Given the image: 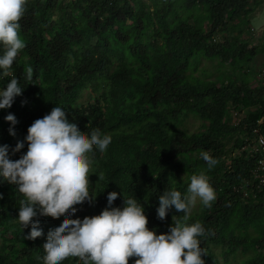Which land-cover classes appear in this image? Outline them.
<instances>
[{"label": "trees", "instance_id": "1", "mask_svg": "<svg viewBox=\"0 0 264 264\" xmlns=\"http://www.w3.org/2000/svg\"><path fill=\"white\" fill-rule=\"evenodd\" d=\"M262 1L26 0L18 29L25 47L10 69L23 88L0 109V144L9 146V159L19 158L26 143L11 149L31 122L62 106L86 134L111 136L104 152L89 153L95 198L76 205L73 218L98 214L115 190L112 206H122L120 192L134 196L146 227L167 232L183 213L173 208L160 220L157 197L173 188L183 196L188 177L204 172L215 199L186 221L205 228L198 238L204 264H264V170H256L263 153L254 148V138H264V71L254 70L264 43L247 36ZM8 113L17 121L14 135ZM202 151L217 159L213 168ZM20 199L14 185L0 182V264H43L47 231L64 217H36L43 234L28 239L29 227L15 217Z\"/></svg>", "mask_w": 264, "mask_h": 264}, {"label": "clouds", "instance_id": "2", "mask_svg": "<svg viewBox=\"0 0 264 264\" xmlns=\"http://www.w3.org/2000/svg\"><path fill=\"white\" fill-rule=\"evenodd\" d=\"M26 0H0V79L10 77L0 87V109L11 106L21 94L23 86L10 71L18 52L25 47L18 35L19 20ZM25 81L32 80V68L25 69ZM10 123L8 132L14 135L11 125L17 121L12 113L4 116ZM111 136L97 130L86 134L75 121L69 120L62 106L54 105L46 114L34 119L26 129L23 140H18L12 152L25 147L17 159H9V146L0 144V182L15 186L21 196L16 220L21 229L29 227L28 239L41 236L38 216L62 221L49 228L42 244L43 264H61L69 257L79 264H204L199 237L205 228L199 221L186 223L197 200L210 207L215 191L204 172L188 177L187 192L169 189L158 199L156 215L163 220L170 209L183 213V222L177 219L167 232L155 233L146 227L147 217L142 205L134 196H122V206H112L118 196L113 190L106 194L107 205L98 214L73 218L76 205L95 198L90 192L88 175L94 148L104 152ZM200 157L208 169L217 159L207 151ZM97 175V174H96ZM103 179V174L97 176Z\"/></svg>", "mask_w": 264, "mask_h": 264}, {"label": "rangeland", "instance_id": "3", "mask_svg": "<svg viewBox=\"0 0 264 264\" xmlns=\"http://www.w3.org/2000/svg\"><path fill=\"white\" fill-rule=\"evenodd\" d=\"M250 22V30L248 31V38L250 41L261 48L262 44L264 43V0L262 1V5L256 8V11L252 14L251 18L249 19ZM254 70L256 72H262L264 69V49L260 50L259 53L256 55L254 60ZM208 68H212L210 64L207 65ZM249 83L255 84L256 78L251 76ZM86 98V91H83L82 101ZM190 123H195L196 120L190 119ZM201 204L199 200H197V204L193 207L190 215H194L199 211Z\"/></svg>", "mask_w": 264, "mask_h": 264}, {"label": "built area", "instance_id": "4", "mask_svg": "<svg viewBox=\"0 0 264 264\" xmlns=\"http://www.w3.org/2000/svg\"><path fill=\"white\" fill-rule=\"evenodd\" d=\"M264 70H262L263 72ZM232 116L234 119H236L238 121L239 119V114L237 112H232ZM264 119V108L262 110V116L260 118L259 121L263 120ZM255 142H256V145H255V149L258 150V151H261L263 153V156L258 158L257 162H256V170L257 171H262L264 170V138L261 136V135H257L255 138H254ZM264 178H260L258 179V182L260 185H264Z\"/></svg>", "mask_w": 264, "mask_h": 264}]
</instances>
